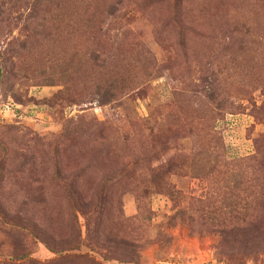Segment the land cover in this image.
Segmentation results:
<instances>
[{
    "label": "rangeland",
    "instance_id": "obj_1",
    "mask_svg": "<svg viewBox=\"0 0 264 264\" xmlns=\"http://www.w3.org/2000/svg\"><path fill=\"white\" fill-rule=\"evenodd\" d=\"M175 2L0 0V264H264V0Z\"/></svg>",
    "mask_w": 264,
    "mask_h": 264
},
{
    "label": "trees",
    "instance_id": "obj_2",
    "mask_svg": "<svg viewBox=\"0 0 264 264\" xmlns=\"http://www.w3.org/2000/svg\"><path fill=\"white\" fill-rule=\"evenodd\" d=\"M175 1H176L175 6H173V8H172L171 14H173V17H175V18H181L180 19V23H181L180 24V28H181L180 38H185L184 35H182V33L184 32V34H185L186 31H191V28H190V26L186 25V23L183 20V16H184V13L182 11L183 0H175ZM91 17H93V15H88V18L85 21V23L90 24L91 22H93ZM241 27L244 30V27H245L244 24H241ZM195 33L199 34V33H197V31H195ZM88 55L89 56H88V58H86V63L87 62L97 63L99 61L98 55H96L92 52H90ZM0 70H1V67H0ZM101 74L102 73H100V75ZM104 83H105L104 85H101V84L98 85L97 94L99 93L100 100L102 101V103L106 104V103H109L115 99L116 93L113 90V87H114L113 78H112V82L109 83L108 80L105 79ZM101 90H104V91H101ZM215 95H216L215 90H209L206 94L207 97L208 96L210 97V99L212 100V103H213V100L215 99ZM215 108H217V106H215ZM257 204H258L257 210L259 211V213L256 216H258L259 221H257L256 216L255 217L252 216L253 218L248 219V216H246V215H240V217H238V216L233 217L231 214L228 217L224 218L223 225L228 227L227 226V222H228V224L230 226V231L234 232V234H236L237 231L242 230L241 226L245 225V224H251L252 222H255V224L259 223L260 225H263L264 224V200L261 199V201L258 202ZM133 246H134V244H133Z\"/></svg>",
    "mask_w": 264,
    "mask_h": 264
}]
</instances>
